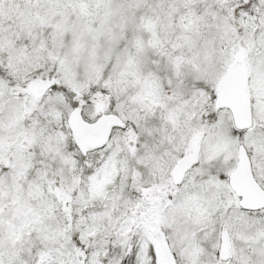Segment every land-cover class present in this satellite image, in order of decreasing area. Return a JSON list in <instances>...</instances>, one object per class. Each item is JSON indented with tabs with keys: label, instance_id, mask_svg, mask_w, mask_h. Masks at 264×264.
<instances>
[{
	"label": "snow or ice",
	"instance_id": "1",
	"mask_svg": "<svg viewBox=\"0 0 264 264\" xmlns=\"http://www.w3.org/2000/svg\"><path fill=\"white\" fill-rule=\"evenodd\" d=\"M0 264H264V0H0Z\"/></svg>",
	"mask_w": 264,
	"mask_h": 264
}]
</instances>
